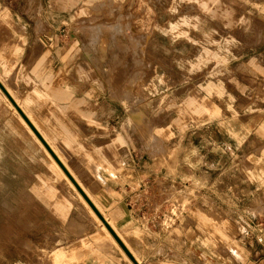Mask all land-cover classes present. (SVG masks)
Segmentation results:
<instances>
[{"label":"rangeland","instance_id":"obj_1","mask_svg":"<svg viewBox=\"0 0 264 264\" xmlns=\"http://www.w3.org/2000/svg\"><path fill=\"white\" fill-rule=\"evenodd\" d=\"M27 1L36 35L57 36L42 44L62 53L52 87L65 81L73 91L80 70L83 94L98 99L93 113L84 104L82 122L98 133L79 153L119 168L130 161L148 177L131 189L142 231L120 232L132 251L148 231L180 236L187 224L195 239L240 238L254 256L245 264H264V0ZM0 102V147L35 142L10 124L16 116L1 94ZM14 148L0 150V264H56L58 249L71 255L58 264L104 262L102 245H116L99 237V222L46 152L51 166L37 146Z\"/></svg>","mask_w":264,"mask_h":264},{"label":"crops","instance_id":"obj_2","mask_svg":"<svg viewBox=\"0 0 264 264\" xmlns=\"http://www.w3.org/2000/svg\"><path fill=\"white\" fill-rule=\"evenodd\" d=\"M55 1L59 6L64 2L62 0ZM22 3L24 4H21L18 0H0V82L53 152L55 150L56 156L59 155V157L57 156L59 160L61 158L60 161L67 165L76 180L83 185L89 199L136 261L139 264H245L252 261L254 259L253 255L250 254V259L243 254L244 243L240 238L229 236L227 242H223V244L202 236L195 239L192 234L189 237L187 224L185 226L186 230L181 227L183 231L185 230V233L180 236L173 235L171 230L164 232L159 230L148 231L146 236L134 241V251H132L120 232L134 231L135 234H138L142 231L141 225L143 222H141V217L139 220L135 217L136 207L141 206L140 203L135 204L134 197L131 196V189H134L136 185L145 186L148 183V177L145 176L144 172L135 175L130 161L119 168L114 161L108 158L106 160L102 156L89 154L94 161L98 158L102 159L97 162V165H100L97 168L92 161L90 162L87 154L82 155V153H79L81 150L80 147H77V144L82 146L85 136L98 133L97 129L94 130L93 124L88 127L82 122L84 111L87 112L84 104L87 107L89 106L91 113H93L96 111L94 105L98 103V99L87 98L83 94V80L82 73H79L80 70L77 71L75 78L78 79L74 82L75 89L73 91H70L69 84L65 81L63 85L52 87L51 80L54 78L52 72H56L55 62L60 61L62 53L52 52L51 49L42 44V40L48 43L50 40L56 39L57 36L54 33L52 34L50 29L37 36L34 30V9L25 11L23 8H29V1L24 0ZM30 3L32 4L33 1H30ZM68 3L69 6L73 4L72 0ZM42 6L43 22L50 24V10H45L44 2ZM32 7H35L34 3ZM57 70L64 69L58 68ZM0 94L3 96L1 92ZM3 98L13 110V107L4 96ZM96 108L98 110L97 105ZM68 109L73 110L74 114H68ZM13 112L16 121L14 120L15 122L10 124L20 127L25 135L30 136L27 128L19 120L17 113L14 110ZM69 115H75V118ZM91 118L98 121V113L95 117L91 116ZM31 137L33 138V136ZM33 140L36 143L30 138L31 145L24 142L25 146L23 148L20 146L11 148L24 150L29 154L37 146L47 164L51 166L50 161L46 158L45 151H42V146L35 138ZM115 140L118 141L120 138L117 137ZM11 148L2 146L0 150ZM84 156L89 159V163L86 165L82 163ZM138 165L141 166V162H138ZM254 186L253 183L250 185L252 196L259 190L257 181H255ZM160 206H163V204ZM112 207H115V209ZM146 207H148V204ZM106 214H108V217ZM170 222V218L165 217L163 225L168 226ZM99 225L101 228L99 237L109 238L117 248L111 243L103 244L102 247L106 246V248H102L106 254L104 256L105 260L104 262L96 261V264H119L122 261V258L119 257V251L133 264L120 245L111 237L112 235L110 236L100 223ZM224 232L227 234L226 228H224ZM256 236L260 237V235ZM197 249H200V252ZM69 254L67 250L58 249L53 252L52 257L58 264L62 260L68 259L71 256ZM135 254L139 256V259L136 258Z\"/></svg>","mask_w":264,"mask_h":264},{"label":"water","instance_id":"obj_3","mask_svg":"<svg viewBox=\"0 0 264 264\" xmlns=\"http://www.w3.org/2000/svg\"><path fill=\"white\" fill-rule=\"evenodd\" d=\"M0 89L6 95V97L12 103V105L16 108V110L22 116V118L25 120V122L28 124V126L32 129V131L35 133V135L38 137V139L42 142V144L45 146V148L49 151V153L52 155V157L56 160V162L59 164V166L61 167V169L63 170V172L66 174V176L69 178V180L73 183V185L76 187V189L81 194V196L85 199V201L88 203V205L92 208V210L95 212V214L98 216V218L104 224V226L108 229V231L114 237V239L116 240V242L121 246V248L124 250V252L130 258V260L133 262V264H139L136 261V259L133 257V255L130 253V251L128 250V248L125 246V244L122 242V240L119 238V236L116 234V232L112 229V227L104 219L103 215L99 212V210L96 208V206L92 203V201L89 199V197L83 191V189L78 185V183L75 181V179L72 177V175L66 169V167L58 159V157L52 151V149L50 148V146L48 145V143L44 140V138L41 136V134L38 132V130L33 126V124L28 119V117L25 115V113L22 111V109L14 101V99L12 98V96L8 93V91L2 85L1 82H0Z\"/></svg>","mask_w":264,"mask_h":264},{"label":"bare ground","instance_id":"obj_4","mask_svg":"<svg viewBox=\"0 0 264 264\" xmlns=\"http://www.w3.org/2000/svg\"><path fill=\"white\" fill-rule=\"evenodd\" d=\"M115 29V28H114ZM96 30V29H95ZM0 92L3 94V96L5 97V99L9 102V104L13 107V110L17 113L19 120L21 121V123L27 128L29 134L31 136H33V138H35V140L42 146V148L44 149V151L46 152L47 156L52 160V162L55 164V166L60 170V172L62 173L63 177L66 178V180L69 182L70 186L77 192V194L79 195V197L82 199V201L85 203V205L88 207V209L90 210V212L93 214V216L95 217V219L101 224L102 228L111 236L110 232L107 231L108 229L104 226V224L101 222V220L98 218V216L95 214V212L92 210V208L88 205V203L85 201V199L81 196V194L78 192V190L76 189V187L73 185V183L69 180V178L66 176V174L63 172V170L61 169V167L59 166V164L56 162V160L52 157V155L49 153V151L45 148V146L42 144V142L38 139V137L35 135V133L32 131V129L28 126V124L25 122V120L22 118V116L18 113V111L16 110V108L12 105V103L8 100V98L6 97V95L1 91ZM53 151V150H52ZM55 152V150H54ZM57 153V152H56ZM56 155V154H55ZM59 157V155H57ZM59 159V158H58ZM61 160V158H60ZM62 164L65 165V167L67 168V170L69 171V173L72 175V177L75 179V181L78 183V185L83 189V191L86 193V195H88V193L84 190L83 185L81 183H79L74 174L71 172V170L67 167V165L63 162ZM89 197V195H88ZM113 237V236H111ZM114 238V237H113ZM116 241V240H115ZM121 247V246H120Z\"/></svg>","mask_w":264,"mask_h":264}]
</instances>
